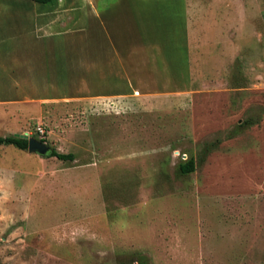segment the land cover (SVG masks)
Wrapping results in <instances>:
<instances>
[{
  "label": "rangeland",
  "instance_id": "obj_1",
  "mask_svg": "<svg viewBox=\"0 0 264 264\" xmlns=\"http://www.w3.org/2000/svg\"><path fill=\"white\" fill-rule=\"evenodd\" d=\"M18 1L0 0V136L74 159L0 145V264H264V0H233L218 23L193 1L188 77L144 73L113 110L1 87L33 42ZM181 3L141 4L158 20Z\"/></svg>",
  "mask_w": 264,
  "mask_h": 264
},
{
  "label": "crops",
  "instance_id": "obj_2",
  "mask_svg": "<svg viewBox=\"0 0 264 264\" xmlns=\"http://www.w3.org/2000/svg\"><path fill=\"white\" fill-rule=\"evenodd\" d=\"M142 1L16 2L29 7L24 16V36L33 42L23 60L13 57L8 67L9 83L1 87L62 86L74 91L58 98L89 97L96 104L131 95L135 85L145 83L144 73L152 76L170 71L171 64L182 79L188 77L187 33L195 0H182L180 7L170 6L172 12L157 15L158 20L150 18L153 16L148 15ZM208 1H213L216 23L237 11L233 0ZM175 34L179 43H175ZM143 55L150 58L144 61Z\"/></svg>",
  "mask_w": 264,
  "mask_h": 264
},
{
  "label": "trees",
  "instance_id": "obj_3",
  "mask_svg": "<svg viewBox=\"0 0 264 264\" xmlns=\"http://www.w3.org/2000/svg\"><path fill=\"white\" fill-rule=\"evenodd\" d=\"M34 2L38 3H49L53 0H33ZM45 139H41V141H44ZM0 145H13L19 149H27L28 146V140L26 138H22L20 136L16 135H7V136H0ZM48 156H55L56 158L60 160H73L74 154L69 153H61L54 149H51L48 153ZM195 169V160L190 157L188 160L183 161L179 165V170L182 173H190L193 172Z\"/></svg>",
  "mask_w": 264,
  "mask_h": 264
},
{
  "label": "water",
  "instance_id": "obj_4",
  "mask_svg": "<svg viewBox=\"0 0 264 264\" xmlns=\"http://www.w3.org/2000/svg\"><path fill=\"white\" fill-rule=\"evenodd\" d=\"M16 136H20L28 140V146H27L28 151L37 152L41 155H46L50 152V147L44 141L35 139L34 137H30L27 134L16 135Z\"/></svg>",
  "mask_w": 264,
  "mask_h": 264
},
{
  "label": "built area",
  "instance_id": "obj_5",
  "mask_svg": "<svg viewBox=\"0 0 264 264\" xmlns=\"http://www.w3.org/2000/svg\"><path fill=\"white\" fill-rule=\"evenodd\" d=\"M104 103V105L108 106V107H111V109L113 110V106L112 104L115 103L114 101H111V100H105V101H102ZM116 104V103H115ZM116 106V105H115ZM109 110V109H108ZM41 133H43V131L41 130Z\"/></svg>",
  "mask_w": 264,
  "mask_h": 264
}]
</instances>
